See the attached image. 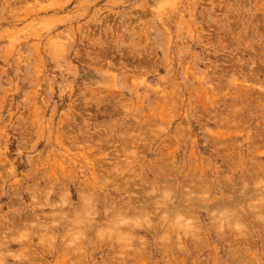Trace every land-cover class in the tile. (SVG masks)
I'll return each mask as SVG.
<instances>
[{"label":"rangeland","instance_id":"374dc122","mask_svg":"<svg viewBox=\"0 0 264 264\" xmlns=\"http://www.w3.org/2000/svg\"><path fill=\"white\" fill-rule=\"evenodd\" d=\"M0 264H264V0H0Z\"/></svg>","mask_w":264,"mask_h":264}]
</instances>
